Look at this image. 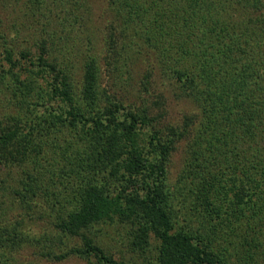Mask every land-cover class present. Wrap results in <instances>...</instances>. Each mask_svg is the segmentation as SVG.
<instances>
[{"label": "trees", "instance_id": "16d2710c", "mask_svg": "<svg viewBox=\"0 0 264 264\" xmlns=\"http://www.w3.org/2000/svg\"><path fill=\"white\" fill-rule=\"evenodd\" d=\"M110 5L120 21L106 54L88 50L78 80L57 41L63 22L34 50L0 33V93L16 107L0 120V264L30 240L35 209L51 217L52 259L130 264L101 244L118 226L140 253L153 239L156 264H264V0ZM134 45L151 58L132 100ZM159 81L197 113L169 119ZM65 238L77 244L52 248Z\"/></svg>", "mask_w": 264, "mask_h": 264}, {"label": "rangeland", "instance_id": "374dc122", "mask_svg": "<svg viewBox=\"0 0 264 264\" xmlns=\"http://www.w3.org/2000/svg\"><path fill=\"white\" fill-rule=\"evenodd\" d=\"M47 1V2H46ZM58 2L55 0H44L42 4L35 3L34 0H0V33L13 35L17 32L15 47L17 49L34 50L35 44L42 38L48 36L49 29L56 23L63 22L65 25L61 36L63 39L57 40L62 47V53L70 58L73 64V71L78 80L80 78L81 64L86 53L91 49L100 57L107 51L105 44L112 27L117 28L116 23L120 18L110 5V0H73V4H67L66 0ZM130 52L132 64V81L127 83L123 94L134 100L138 94L135 81L139 79L145 70L150 54L140 55L146 52L142 46H133ZM140 49V50H138ZM139 51V54H137ZM135 52V53H134ZM103 66V57L101 59ZM102 80L106 84L109 81L107 75H102ZM159 90L164 94L166 102L167 117L175 122H181L185 114L197 113L196 105L188 98L180 96L176 87L170 82L159 81ZM128 90V91H127ZM9 101V102H8ZM16 111V107L9 96L0 93V120L6 118ZM186 140L179 142L177 149L172 154L171 179H176L182 168V161L185 155ZM21 211V208L19 209ZM32 217L25 216L24 231L30 235V240L23 247L11 254L9 264H90L85 259L68 255L64 259H52L45 255L44 245L46 240L44 234L51 235L54 226L51 224V217L48 212L38 214L36 209L31 213ZM38 216V217H37ZM55 234V233H54ZM127 230L123 227H113L109 229L108 237H100L101 244L108 246L109 252L118 260L123 259L130 264H156L154 260L155 241L152 239V250L140 253L131 249L127 243ZM64 245L55 242L52 245L54 250H61L67 246L77 244V239H63ZM59 252V251H58Z\"/></svg>", "mask_w": 264, "mask_h": 264}]
</instances>
